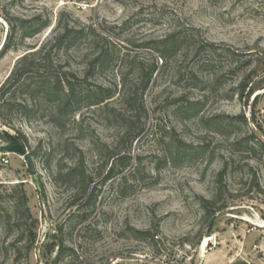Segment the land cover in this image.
<instances>
[{
  "label": "rangeland",
  "instance_id": "obj_1",
  "mask_svg": "<svg viewBox=\"0 0 264 264\" xmlns=\"http://www.w3.org/2000/svg\"><path fill=\"white\" fill-rule=\"evenodd\" d=\"M61 17L110 27V38L128 47L190 24L207 41L250 58L257 70L264 66V0H0V48L9 34L0 84L18 58L52 37ZM51 58L56 65L59 57ZM69 63L80 67L72 56ZM224 74L221 89L202 91L177 83L169 70L144 94L145 131L131 148L122 129L137 103L126 105L116 67L91 75L90 88L103 84L114 96L107 108L82 109L75 118H84L82 125L55 126L54 103L47 100L24 118L17 104L28 95L17 94L8 114L14 127L0 129L31 154L40 190L23 157L0 153V264H52L55 227L75 251L67 250L72 256L59 264H264V89L236 94L242 72ZM181 93L200 99L199 110L175 103ZM118 151L130 152L129 167L101 183L103 160ZM79 158L98 190L83 223L73 217L69 185L54 180L59 166ZM202 199L225 208L208 218ZM132 228L151 231L157 242L136 239Z\"/></svg>",
  "mask_w": 264,
  "mask_h": 264
},
{
  "label": "trees",
  "instance_id": "obj_2",
  "mask_svg": "<svg viewBox=\"0 0 264 264\" xmlns=\"http://www.w3.org/2000/svg\"><path fill=\"white\" fill-rule=\"evenodd\" d=\"M67 1L86 2L88 0ZM47 26L48 23L44 22L39 29ZM22 33L26 35L24 28ZM109 35L115 34L110 27L103 26V24L94 25L75 18L66 20L59 18L52 37L38 49L29 51L18 58L9 75L0 84V128L14 127L8 114L15 105L11 100H15L17 94L20 93L28 95V98L22 99L17 104L24 118L28 114H34L40 108L42 101L47 100L54 103L52 122L55 126L62 127L66 121L70 120L82 125L84 118L78 121L75 119L82 109H89L92 106L107 108V103L114 96L103 84H95L93 88L89 87L91 75L95 72L103 73L111 67L117 68L120 93L126 105L130 107L137 103L136 110L134 109L129 116L131 122L122 129L125 136L131 137L130 148L145 131V120L148 118V110L144 103L145 92L150 86L157 84L171 69L176 82L185 83L188 89L202 91L206 87L221 89L224 83V73L238 75V71L242 74L236 94H242L248 89L249 97L254 91L264 89V66L257 70L258 64L250 58H244L245 55L229 47H220L207 41L198 28L190 24L173 27L161 36L141 42H132L129 47L121 46ZM8 39L9 34L7 33L0 53L7 49ZM53 52L59 57L56 65L51 58ZM71 56L79 59V68H73L70 65ZM221 56L228 61L221 62L219 59ZM202 70L209 71V75L204 76ZM173 101L175 103L187 101L189 104L187 111L199 110L201 103L200 99L190 100V96L186 93L179 94ZM238 117L245 120L243 115ZM1 131L0 129V138L10 142ZM15 138L18 139V137ZM103 161L104 176L101 178V183L110 180L129 167L130 152L118 151L108 155ZM57 179L69 185L67 197L70 207L75 208L73 217L77 218L78 223L87 221L97 203L98 190L96 184H92L94 183L93 178L86 172L84 161L79 158L73 163L65 164L63 167L59 166L54 176L55 184H57ZM22 199L25 203L24 194ZM201 206L208 218L225 208V206L214 208V201L209 199H202ZM26 211L31 219L29 210ZM33 225V220H31L29 235L32 240L34 238ZM132 230L136 239L140 241L157 242L156 235L151 231L136 228ZM54 233L57 250L52 264H59L63 263L67 257H71L73 253L75 254V251L66 246L61 227H55ZM29 249L30 246L27 250ZM67 250L72 254H67Z\"/></svg>",
  "mask_w": 264,
  "mask_h": 264
},
{
  "label": "water",
  "instance_id": "obj_3",
  "mask_svg": "<svg viewBox=\"0 0 264 264\" xmlns=\"http://www.w3.org/2000/svg\"><path fill=\"white\" fill-rule=\"evenodd\" d=\"M2 134L10 140V142L5 144H0V153H16L19 154L21 157L24 158L25 162L27 163L28 170L30 175L32 176L33 180L36 182L37 189L40 190V186L38 183L37 173L35 170V166L33 163V159L31 154L27 151L26 147L17 139L15 136H13L9 131L2 130ZM213 222H211L206 235H211V228H212Z\"/></svg>",
  "mask_w": 264,
  "mask_h": 264
},
{
  "label": "bare ground",
  "instance_id": "obj_4",
  "mask_svg": "<svg viewBox=\"0 0 264 264\" xmlns=\"http://www.w3.org/2000/svg\"><path fill=\"white\" fill-rule=\"evenodd\" d=\"M263 225H264V223H263ZM208 240H209V238H207V237L204 239V241H203V243H202V246H201V250H202V251H204L205 246H206V243H207Z\"/></svg>",
  "mask_w": 264,
  "mask_h": 264
}]
</instances>
